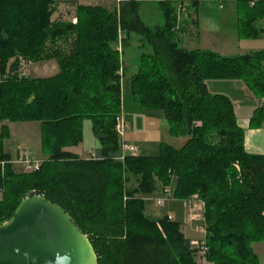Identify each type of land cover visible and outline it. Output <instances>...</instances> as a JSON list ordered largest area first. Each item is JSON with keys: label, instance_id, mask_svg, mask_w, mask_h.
Listing matches in <instances>:
<instances>
[{"label": "trees", "instance_id": "16d2710c", "mask_svg": "<svg viewBox=\"0 0 264 264\" xmlns=\"http://www.w3.org/2000/svg\"><path fill=\"white\" fill-rule=\"evenodd\" d=\"M158 1L164 22L151 27L139 18V0H120L112 10L77 4L75 23L51 21L54 0H0V223L24 197L40 194L73 218L97 264H200L181 221L145 213L144 196L163 192L171 174L175 198L197 193L204 202L210 264H261L251 245L264 241V155L245 150L231 98L209 91L206 82L243 80L264 98V50L233 56L188 50L175 38L182 22L176 27L174 0ZM236 3L238 37H258L264 0ZM119 35L121 53L133 35L148 48L129 80L132 99L145 111H162L170 133L186 137L181 147L161 142L155 155L115 159ZM61 39L62 50L54 47ZM18 57L56 60L58 71L20 75ZM84 119L99 139L88 158L65 150L83 141ZM263 120L264 102L254 109L250 128ZM4 121L39 122L43 158L37 170L13 169Z\"/></svg>", "mask_w": 264, "mask_h": 264}, {"label": "rangeland", "instance_id": "374dc122", "mask_svg": "<svg viewBox=\"0 0 264 264\" xmlns=\"http://www.w3.org/2000/svg\"><path fill=\"white\" fill-rule=\"evenodd\" d=\"M54 1L55 2L52 4L53 14L50 18L51 21L60 22V23H67V22L75 23L77 20L76 19L77 4L75 5L74 3L71 2H65V3L61 2L63 4H59V1L57 0ZM115 1L116 0H113V4H116ZM139 1H140V5H139L138 14L141 21H143L146 25L151 27L155 25L163 24L164 20L162 17V13L160 11V5L158 0H139ZM113 4L106 3L105 5L108 10H112L113 7L117 6ZM201 4L202 6H207L205 7V9L208 12H206L205 15L202 16L204 22L202 24V27L200 28V31L202 30L205 22L208 21L210 23L215 24L212 27L217 28L216 29L217 33L224 32V28L221 27H223L222 24L226 19L225 12L227 6L224 9H220L217 7L216 3L210 0H204ZM71 5L75 6V8L71 7ZM232 27H233L232 23H229V26L226 27L227 32L230 34V37L228 38L229 39L228 42L230 44L233 41L230 33ZM138 39H139L138 36L133 35L130 41L128 42L129 45L126 47L125 52L121 53L118 51V53H120V67L118 70V74L120 75L121 78L120 80L122 81L121 84L123 86V90L121 87L122 110L120 114L123 115V118L127 124L125 139L128 142H131L135 145L136 152L138 154L155 155L159 151V145L161 142L168 143L175 148H179L186 141L185 140L186 137L183 135H172L170 133L168 123L165 120L162 111H145L141 109L139 106H137V104L134 102V100L131 97L130 83H129L130 77H128L127 74L124 77V72L125 70L128 69L130 74L131 72L133 73L136 70V67L138 66L139 54L142 51H147L146 47L144 48L140 47V43L138 42ZM248 39H252V38H248ZM241 40H243L242 37ZM58 42L59 43H57L54 47L62 50L65 47L63 43V39L59 40ZM249 44H251L250 46L253 47V49L255 50L262 49L264 47L262 41L251 40ZM226 49L227 50L224 49V51L230 52L229 50L230 47ZM12 61L13 59L11 58L9 60V63H11ZM18 63H19V74L25 76L46 77V76H50L52 73L58 70L56 60L31 62L22 57H18ZM217 80L226 81L228 79L210 80L209 86L211 91L213 92L216 91L215 90L216 87H214L213 82H217ZM218 91L225 92L223 88H221V90ZM253 94L257 97V99H259V101L261 100V103L264 102V98L258 97L254 92ZM27 122H30L31 124L27 125L26 128H23L22 127L24 126L23 124H27ZM3 123L7 126L8 123L10 124L9 130L11 132V137H10V141L9 140H7L6 142L4 141V149L5 151H8L9 154L11 155V160L17 157L20 149L17 148V144L19 143L13 141L15 139H22L25 143L24 144L25 147H27V149L32 151L31 153H34L36 146L35 142L37 141L38 143H40V126L37 121H22L16 123H10L8 121H4ZM98 146H99V139L93 133L91 121L89 119H84L83 141L78 146L76 145L75 151L80 152V154H78L79 156L88 158L90 154L96 152L95 149ZM20 150H24V149L22 148ZM31 158L39 159L41 157L38 152H35V155H33V157ZM11 164L16 172H26L23 165L19 163H11ZM168 177L171 180V184L164 187L163 192L155 191L151 194L144 196L145 213L148 216H150L152 219H158L164 215L166 216L167 214H173L176 217V219H178L182 223V220L183 221L184 219L186 220L187 210L184 207L183 201L175 198L173 195V185L175 184V180H176L175 176L168 174ZM165 191L168 192L169 198L164 199L162 205H157L156 200L164 198L166 195ZM195 195L197 198L196 199L197 204L202 203L201 209L198 212H200L203 215L204 202L203 200L200 199L197 193H194L188 196L187 198H184L183 200L192 199V197H194ZM202 221L203 220H201V222ZM193 224L196 225L197 223H193ZM181 230L186 237L193 239V241L201 237L200 233H195L191 231L192 228L190 229L188 225L184 227L181 225ZM251 246L254 253L259 257L260 263L264 264V241L254 242L252 243Z\"/></svg>", "mask_w": 264, "mask_h": 264}, {"label": "crops", "instance_id": "0c3cea01", "mask_svg": "<svg viewBox=\"0 0 264 264\" xmlns=\"http://www.w3.org/2000/svg\"><path fill=\"white\" fill-rule=\"evenodd\" d=\"M57 1H59V4H63L61 2H64V3L71 2V3H74L75 5L76 4L92 5V6L102 5L104 7H106L105 5L106 3L113 4V0H57ZM119 1L120 0H116L115 1L116 4H113V5H118ZM203 1L204 0H193L192 1V4L189 7L187 13L184 14L182 17L181 28L177 32H175V38L182 47L188 50H192V49L211 50L223 56L241 55V54H247V53L264 50V47L262 49L255 50L253 49V47L250 46L251 44H249L251 40H255V41H262L263 46H264V20H261L258 22L257 26L263 29L261 34L258 37L252 38V39L243 38V40H241V38L238 37L237 35V18H238V15H237L238 8L237 7L238 6L236 3V0H224L222 1V7H219V2L217 0H210L216 3L217 7L220 9H224L227 6L226 12H225L226 19L222 24L223 27H221V28H224V32L217 33L216 32L217 28L212 27L215 24L210 23L208 21L205 22L202 30L200 31V28L202 27V24L204 22L202 19V16L205 15L206 12H208L205 9V7L207 6H202L201 4ZM71 7L75 8V6L73 5H71ZM229 23L233 24V27L230 30V33L233 39L231 44L228 42L229 40L228 38L230 37V34L227 32V29H226V27L229 26ZM138 42L140 43L139 39H138ZM239 42H242V43H239ZM228 47H230L229 49L230 52L224 51V49L227 50L226 48ZM147 51H148V48H147ZM56 72L52 73L51 75L55 74ZM133 73L131 72L130 74L127 69L124 72V77L126 74L128 75V77H131ZM206 84H207L208 90L211 91L210 86H209L210 80L207 81ZM213 84H214V87H216L215 92L226 94L227 96L231 98V100L234 103L237 124L243 129V132H244L245 150L248 153L264 155V120L261 126L258 128H250L249 126V120L253 114V111L255 108L259 107L262 104L261 100L259 101V99H257V97L253 94V92L241 80H238V79H235V80L228 79L226 81L217 80V82H213ZM221 88H223L225 92L218 91V90H221ZM122 90H123V86H122ZM13 123H16V122H13ZM30 124H31L30 122H27V124H23L24 126L22 127L26 128L27 125H30ZM9 126L10 124L8 123V127ZM10 137H11V132L9 130V137L7 140L10 141ZM7 140H5V142ZM13 141L19 143L17 144V148H20V149L23 148L27 150L31 157L35 155V152H38L41 157L39 159L43 158V155L41 153V141L40 143H38L37 141L35 142L36 146H35L34 153H31L32 151H30L29 149H27V147H25L24 145L25 143L22 139H15ZM75 147L76 146L66 147L65 150L71 151L76 154H80V152L75 151ZM97 148L95 149V151L97 150ZM171 215H172L173 220H178L173 214ZM193 223H196V222L195 221L190 222V221H187V219L186 220L184 219V221L182 220L183 227L188 225L190 229L192 228L191 231L195 233H199L196 230H194V226L196 227V225H194Z\"/></svg>", "mask_w": 264, "mask_h": 264}, {"label": "water", "instance_id": "95a60500", "mask_svg": "<svg viewBox=\"0 0 264 264\" xmlns=\"http://www.w3.org/2000/svg\"><path fill=\"white\" fill-rule=\"evenodd\" d=\"M0 264H97V256L59 204L31 194L0 223Z\"/></svg>", "mask_w": 264, "mask_h": 264}, {"label": "built area", "instance_id": "2783aa9c", "mask_svg": "<svg viewBox=\"0 0 264 264\" xmlns=\"http://www.w3.org/2000/svg\"><path fill=\"white\" fill-rule=\"evenodd\" d=\"M192 1L193 0H174L175 5H176V10H175L176 27H178V25L181 23L182 17L184 14L187 13ZM217 1L219 2V7H222V1L224 0H217ZM255 2H257V0H249L250 5H253ZM116 49L117 51L122 52V46L120 43V35L118 38V44L116 46ZM115 119H116L115 131L117 133L118 144H119V152L115 156V159L123 161L124 157L127 154H136L137 152H136V147L131 142H128L125 139L127 125L123 118V115L119 114L118 116H116ZM94 153L95 152L90 154V156H93ZM10 162L19 163L24 166L26 172H31V171L38 169L41 163V159H32L30 157L29 152L24 149V150H20L18 152L17 157L12 159ZM165 193L166 195L164 198L156 200L157 205H162L164 199L169 198L168 192L165 191ZM196 199L197 198L195 195L194 197H192V199L183 200L184 207L187 210L186 219L187 221H190V222L195 221L197 224H196V227L194 226V230H196L197 232L201 234V237L199 239L193 241V243L198 249L199 263L200 264H210V262L206 259L207 246L205 244L206 228H205L204 217L200 212H198L201 209L202 203L197 204ZM166 216L168 219H172L171 214H167ZM201 220L203 221L201 222Z\"/></svg>", "mask_w": 264, "mask_h": 264}]
</instances>
